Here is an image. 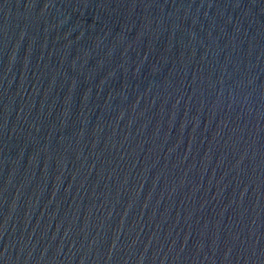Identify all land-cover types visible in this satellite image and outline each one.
<instances>
[{"label":"water","instance_id":"1","mask_svg":"<svg viewBox=\"0 0 264 264\" xmlns=\"http://www.w3.org/2000/svg\"><path fill=\"white\" fill-rule=\"evenodd\" d=\"M264 222V0H122Z\"/></svg>","mask_w":264,"mask_h":264}]
</instances>
